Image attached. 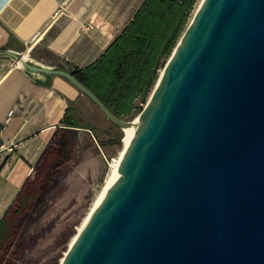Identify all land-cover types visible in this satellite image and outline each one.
Instances as JSON below:
<instances>
[{"label":"water","instance_id":"1","mask_svg":"<svg viewBox=\"0 0 264 264\" xmlns=\"http://www.w3.org/2000/svg\"><path fill=\"white\" fill-rule=\"evenodd\" d=\"M1 53L135 127L58 264H264V0H201L132 120L70 72Z\"/></svg>","mask_w":264,"mask_h":264},{"label":"crops","instance_id":"2","mask_svg":"<svg viewBox=\"0 0 264 264\" xmlns=\"http://www.w3.org/2000/svg\"><path fill=\"white\" fill-rule=\"evenodd\" d=\"M143 0H0V218L34 162L63 127L67 99L82 94L67 79L32 72L1 53L34 64L84 68L132 19ZM39 50L54 57L46 59Z\"/></svg>","mask_w":264,"mask_h":264},{"label":"trees","instance_id":"3","mask_svg":"<svg viewBox=\"0 0 264 264\" xmlns=\"http://www.w3.org/2000/svg\"><path fill=\"white\" fill-rule=\"evenodd\" d=\"M194 2L143 0L132 19L94 62L84 68L60 69L70 72L89 87L114 114L130 119L133 111L141 110L136 108L134 101L146 100L158 78L157 70L167 61L186 29ZM45 52L54 57L48 50ZM67 103L64 126L55 130L39 159L46 156L59 131H93L88 126L75 124V118L70 114L71 101L67 99ZM118 133L115 142L121 144V129ZM99 144L103 142L99 141ZM53 165L54 162H51L47 169L50 170ZM34 181L35 175L32 172L0 218V263L8 246L16 241L22 246L31 238L21 233L27 230L30 219L41 210L39 204L48 189L47 186L44 188L41 181H35L32 185Z\"/></svg>","mask_w":264,"mask_h":264},{"label":"rangeland","instance_id":"4","mask_svg":"<svg viewBox=\"0 0 264 264\" xmlns=\"http://www.w3.org/2000/svg\"><path fill=\"white\" fill-rule=\"evenodd\" d=\"M198 3L199 0H195L187 23ZM39 55L52 59L44 50H39ZM150 93L144 102L134 101L136 108L142 110L145 107ZM138 113L133 111L130 119H123L132 120ZM70 114L75 118V124L88 126L93 131H59L46 156L40 159L38 156L33 170L35 181H41L44 188L48 187L39 204L41 210L21 233L31 238L22 246L17 241L8 246L0 264H58L118 156L122 141L119 144L115 140L120 129L88 97L80 95L71 101ZM51 162L54 165L48 170Z\"/></svg>","mask_w":264,"mask_h":264},{"label":"bare ground","instance_id":"5","mask_svg":"<svg viewBox=\"0 0 264 264\" xmlns=\"http://www.w3.org/2000/svg\"><path fill=\"white\" fill-rule=\"evenodd\" d=\"M201 0H199L200 3ZM199 3L197 4L196 8L199 6ZM195 8V9H196ZM24 57H27L26 54H24ZM18 64H20L17 61ZM162 69L159 72V75L161 74ZM158 75V77H159ZM158 79V78H157ZM157 81V80H156ZM134 130L135 127L131 126V127H125L122 131V146L118 152V156L113 160V163L111 165V168L109 169L99 191L97 192L96 196L93 199L92 205L89 208L88 212L86 213L85 217L82 219L81 223L77 226L76 228V232L71 236V238L68 241L67 244V248H69V246H71V244L73 243V241L75 240L76 236H77V232L82 228V226L84 225V223L86 222V220L88 219V217L90 216V214L93 212V210L97 207V205L100 203L101 199L103 198L104 194L107 192V190L109 189V187L114 183L117 175H118V164L131 140V138L133 137L134 134ZM66 248V249H67ZM65 253V252H64ZM63 253V255H64ZM62 259V258H61ZM60 259V261H61Z\"/></svg>","mask_w":264,"mask_h":264},{"label":"built area","instance_id":"6","mask_svg":"<svg viewBox=\"0 0 264 264\" xmlns=\"http://www.w3.org/2000/svg\"><path fill=\"white\" fill-rule=\"evenodd\" d=\"M18 66H21V67H23L21 64H18V63H16Z\"/></svg>","mask_w":264,"mask_h":264}]
</instances>
